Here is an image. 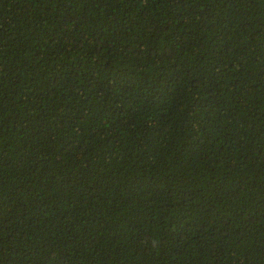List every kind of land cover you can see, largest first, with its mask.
<instances>
[{
	"label": "trees",
	"instance_id": "obj_1",
	"mask_svg": "<svg viewBox=\"0 0 264 264\" xmlns=\"http://www.w3.org/2000/svg\"><path fill=\"white\" fill-rule=\"evenodd\" d=\"M0 264H264V0H0Z\"/></svg>",
	"mask_w": 264,
	"mask_h": 264
}]
</instances>
